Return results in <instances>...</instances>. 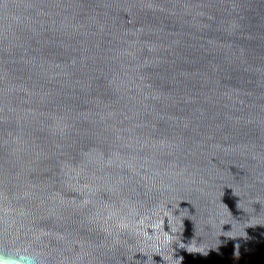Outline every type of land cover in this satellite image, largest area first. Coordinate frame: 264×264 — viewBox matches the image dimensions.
I'll use <instances>...</instances> for the list:
<instances>
[{
    "label": "water",
    "instance_id": "1",
    "mask_svg": "<svg viewBox=\"0 0 264 264\" xmlns=\"http://www.w3.org/2000/svg\"><path fill=\"white\" fill-rule=\"evenodd\" d=\"M264 264V0H0V255Z\"/></svg>",
    "mask_w": 264,
    "mask_h": 264
},
{
    "label": "clouds",
    "instance_id": "2",
    "mask_svg": "<svg viewBox=\"0 0 264 264\" xmlns=\"http://www.w3.org/2000/svg\"><path fill=\"white\" fill-rule=\"evenodd\" d=\"M0 264H42V262L34 255L20 253L16 256L0 255Z\"/></svg>",
    "mask_w": 264,
    "mask_h": 264
}]
</instances>
